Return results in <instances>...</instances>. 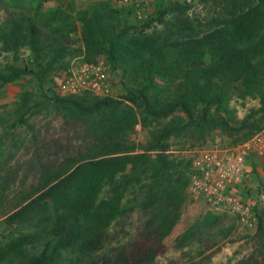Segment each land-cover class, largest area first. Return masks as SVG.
<instances>
[{"label":"trees","instance_id":"obj_1","mask_svg":"<svg viewBox=\"0 0 264 264\" xmlns=\"http://www.w3.org/2000/svg\"><path fill=\"white\" fill-rule=\"evenodd\" d=\"M52 1L58 5L45 10ZM86 1L88 7L77 10L66 0H33L31 14L9 13L0 21V52L12 58L0 69V86L21 76L16 66L23 50L44 67L42 75L31 71L40 89L51 72L81 56L88 63L104 57L122 86L119 99H100L89 93L58 98L52 85L50 100L83 121L93 143L22 197L8 220L31 231L0 246V264H112L98 253L110 228L135 209L127 199L134 184L156 189L143 206L162 207L153 229L163 241L181 218L189 185L181 165L166 154L168 140L189 134L204 144L220 131L239 144L264 127V0H202L216 9L204 20L191 19L182 3H161L142 27L129 22L133 10ZM77 33L81 49L72 41ZM29 96L23 95L12 128L26 124ZM248 100L259 106L240 118L233 102ZM172 116L150 132L147 146L131 142L137 125L150 130ZM107 186L111 195L104 197ZM255 211L257 236L264 239V209Z\"/></svg>","mask_w":264,"mask_h":264},{"label":"rangeland","instance_id":"obj_2","mask_svg":"<svg viewBox=\"0 0 264 264\" xmlns=\"http://www.w3.org/2000/svg\"><path fill=\"white\" fill-rule=\"evenodd\" d=\"M33 0H0V21L9 13H30ZM74 2L77 10L88 7L86 0H66ZM110 3L120 9L133 10L129 22L137 27L153 15L159 4L179 2L186 5L191 19H205L215 14L212 3L202 0H142L148 3L146 18L138 21L134 17L135 8L131 2L119 4L116 0ZM55 1L44 5L45 10L53 9ZM157 28L162 25L155 24ZM73 43L81 49L83 43L80 33L73 35ZM22 60L17 64L21 76L14 82L0 86V198L4 193L7 198L5 206H0V246L9 239L31 231L29 226L11 223L8 219L21 205L22 197L32 187L41 183L43 176L58 169L67 159L80 152H86L93 141L86 135L85 123L60 108L50 100L49 90L54 85V78L62 71L58 68L45 79L44 88H39L35 75L44 74V67L29 60V52L23 50ZM83 56L70 60L69 64L81 61ZM105 58L100 56L96 61ZM12 62L9 55L0 52V69ZM34 71L35 75L31 73ZM114 97L122 94L121 75L111 70ZM30 93L28 105L32 110L27 114L26 124L12 128L19 117L23 106V95ZM90 96V95H86ZM238 115L243 118L251 108L259 106L257 101H234ZM175 117L156 123L150 130L137 125L131 136L134 145L147 146L153 130L171 123ZM232 144L227 135L217 131L210 135L204 144L189 134H182L168 140L173 151L185 147H210L218 142ZM139 152H143L140 150ZM153 156L154 151L149 152ZM180 168L188 170L182 163L183 155L171 154ZM249 174L239 188V195L252 203L255 208L264 209V160L252 158ZM131 171H129L130 173ZM150 185V184H149ZM141 187L134 184L128 188L127 199H132L135 209L119 219L111 228L104 240V249L98 256H106L112 264H264V239L257 236V230L243 227L236 215L227 211H216L202 200H195L187 192L182 215L172 233L163 241L153 229L156 217L162 207H144V201L152 193V186ZM136 187V188H135ZM135 188V190H134ZM111 195L110 187L103 192L104 197ZM4 196V197H5ZM152 258V259H150Z\"/></svg>","mask_w":264,"mask_h":264},{"label":"built area","instance_id":"obj_3","mask_svg":"<svg viewBox=\"0 0 264 264\" xmlns=\"http://www.w3.org/2000/svg\"><path fill=\"white\" fill-rule=\"evenodd\" d=\"M119 4L131 2L138 21L146 18L148 3L142 0H116ZM53 90L58 98L92 94L100 99L113 98V81L106 61L94 63L73 62L57 73ZM158 151L153 153L156 155ZM166 154L185 156L182 163L188 167L187 192L195 200H202L216 211H227L237 216L248 230H257L255 206L239 195V188L249 174L252 158L264 160V127L250 139L239 144L225 145L220 141L210 147H185Z\"/></svg>","mask_w":264,"mask_h":264},{"label":"crops","instance_id":"obj_4","mask_svg":"<svg viewBox=\"0 0 264 264\" xmlns=\"http://www.w3.org/2000/svg\"><path fill=\"white\" fill-rule=\"evenodd\" d=\"M255 159H257V160H259V158H257V157H254ZM253 160V159H252ZM252 160H251V162H252ZM249 168H250V165H249Z\"/></svg>","mask_w":264,"mask_h":264}]
</instances>
